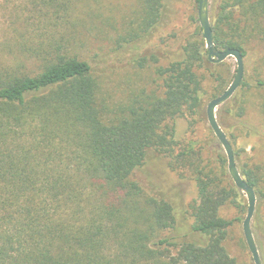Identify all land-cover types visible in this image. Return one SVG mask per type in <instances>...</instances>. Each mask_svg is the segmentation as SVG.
Segmentation results:
<instances>
[{
	"label": "trees",
	"instance_id": "trees-1",
	"mask_svg": "<svg viewBox=\"0 0 264 264\" xmlns=\"http://www.w3.org/2000/svg\"><path fill=\"white\" fill-rule=\"evenodd\" d=\"M75 1L43 0L57 20L69 17ZM163 1L143 0L133 40L149 36L161 23ZM235 4L264 41V0ZM229 8L228 2L220 5L211 23L214 46L238 49L244 57L240 43L223 30L225 25L232 30ZM53 47L38 54L43 65L37 75L0 68V264H236L223 244L234 221L247 214L244 194L232 180L224 185L211 169L200 170L194 147L173 152V122L197 115L202 107L196 69L211 64L205 42L195 37L183 46L181 60L158 67L162 95L114 122L98 105L90 65ZM255 85L264 88V81ZM218 87L221 94L228 88L222 82ZM150 150L166 154L176 169L188 170L194 179L198 201L192 206V230L205 243L177 245L160 238L174 228L173 208L145 195L135 180ZM236 165L259 207L264 168L262 173ZM227 204L240 217L222 218ZM253 233L264 264V223Z\"/></svg>",
	"mask_w": 264,
	"mask_h": 264
},
{
	"label": "rangeland",
	"instance_id": "rangeland-1",
	"mask_svg": "<svg viewBox=\"0 0 264 264\" xmlns=\"http://www.w3.org/2000/svg\"><path fill=\"white\" fill-rule=\"evenodd\" d=\"M226 2L233 12L232 30L229 32L227 25L223 30L245 52L244 73L234 95L216 109V119L236 152L238 166L257 167L263 173L264 88L255 84L264 81V41L257 34V27L253 31L251 20L247 25L244 10L236 6L235 0H209L210 23L218 7ZM163 3L161 23L149 36L133 40L132 35L139 31L142 21L143 0H77L65 20H57L43 0H0V68L37 75L43 65L38 54L43 49L59 46L60 55L76 57L90 65L91 77L98 87V105L104 108L107 121L114 122L126 117L132 107L161 96L162 80L156 69L181 60L183 46L195 37L203 40L196 0H164ZM260 24L263 26V22ZM219 65L204 64L196 69L201 80L202 107L197 115L176 118L173 122V140L177 142L173 152L194 147L199 154L200 170L207 173L211 169L227 185L231 178L227 164H221L223 158L227 160L226 154L211 131L205 112L207 104L221 94L218 84L222 82L227 88L232 83L236 61L228 58ZM215 76L220 77L219 82ZM174 168L170 157L150 150L135 180L145 195L165 200L173 208L174 228L162 232L160 238L177 245L203 244L205 237L192 230V206L198 201L195 181L188 170ZM244 203L247 204L246 197ZM220 216L226 220L240 217L231 204L223 208ZM253 217L251 229L264 223V202L259 207L256 203ZM243 219L245 215L242 221H234L223 245L236 264H254L243 235ZM254 240L262 258L255 236Z\"/></svg>",
	"mask_w": 264,
	"mask_h": 264
},
{
	"label": "water",
	"instance_id": "water-1",
	"mask_svg": "<svg viewBox=\"0 0 264 264\" xmlns=\"http://www.w3.org/2000/svg\"><path fill=\"white\" fill-rule=\"evenodd\" d=\"M197 18L201 28V36L205 42L208 61L213 65H218L228 58H233L236 61V72L232 83L221 95L207 104L205 116L211 131L226 154L227 170L232 182L247 199V214L242 224L243 235L254 264H262L251 229V221L256 206V195L253 188L240 175L236 167L232 146L216 119V109L225 104L240 87L244 73L243 56L238 49L217 50L215 48L209 19V0L198 1Z\"/></svg>",
	"mask_w": 264,
	"mask_h": 264
}]
</instances>
